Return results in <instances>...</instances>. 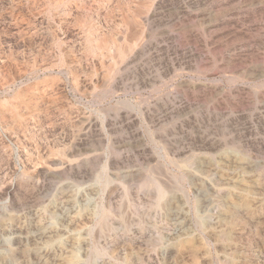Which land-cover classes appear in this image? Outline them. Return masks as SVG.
<instances>
[{"label": "rangeland", "instance_id": "obj_1", "mask_svg": "<svg viewBox=\"0 0 264 264\" xmlns=\"http://www.w3.org/2000/svg\"><path fill=\"white\" fill-rule=\"evenodd\" d=\"M30 1L0 0V264H264V0L73 4L99 59Z\"/></svg>", "mask_w": 264, "mask_h": 264}, {"label": "bare ground", "instance_id": "obj_2", "mask_svg": "<svg viewBox=\"0 0 264 264\" xmlns=\"http://www.w3.org/2000/svg\"><path fill=\"white\" fill-rule=\"evenodd\" d=\"M30 1V0H28ZM35 1V0H34ZM92 1V0H91ZM94 1V0H93ZM100 1V0H99ZM165 0H116V5L114 7H110V4L112 3V0H102V5L106 7L107 10H110L108 13V16L106 18L105 23H110L111 18L114 14L115 11H119L123 13V18L122 21L123 23H153L154 19L156 17L157 13V8L158 6L163 3ZM64 2V3H63ZM84 0H67V1H62V0H36L38 8L44 13V15L48 18H55V15L57 14V10H62L64 12L65 16L70 15L71 18H65L64 22L62 23H82V27L85 28V48L84 49V56L86 57H97L96 59L99 58H104V56L109 52L110 50V45L108 44L109 40H106V34H102L98 31V28L95 26H92V24H87V23H100V22H95L91 17L85 15V16H71L73 15L72 13H67V12H72V9L74 7L73 4L78 5L82 9H85ZM88 2V0H87ZM167 2V1H166ZM31 3V1H30ZM33 3V2H32ZM94 3V2H93ZM168 3V2H167ZM26 4V2H25ZM34 4V3H33ZM92 4V3H90ZM98 4V2L96 3ZM7 5V4H6ZM94 5V4H93ZM167 5V4H166ZM33 6V5H32ZM88 6V4H87ZM90 6V5H89ZM162 6V5H161ZM35 7V6H34ZM91 7V6H90ZM89 7V9H90ZM31 8V7H30ZM101 8V7H100ZM34 9V8H33ZM94 9V8H93ZM104 9V8H103ZM36 10V8H35ZM76 10V9H75ZM74 10V11H75ZM30 11V10H29ZM33 11V10H32ZM83 11V10H82ZM102 11V10H101ZM117 11V13H118ZM19 12V11H18ZM60 12V11H59ZM91 12V11H90ZM100 12V11H99ZM23 13V12H22ZM25 13V12H24ZM23 13V14H24ZM61 13V12H60ZM80 13V12H79ZM82 13V12H81ZM86 13V12H85ZM89 13V12H88ZM97 13V12H96ZM102 13V12H101ZM106 13V12H105ZM116 13V12H115ZM165 13V12H164ZM167 13V12H166ZM59 14V13H58ZM104 14V13H103ZM102 14V15H103ZM163 14V12L161 13ZM159 14V15H161ZM20 15V14H19ZM34 15V14H33ZM38 15V14H37ZM79 15V14H78ZM101 15V14H99ZM42 16V15H41ZM119 16V14H118ZM30 17V16H29ZM44 17V16H43ZM7 18V17H6ZM35 18V17H34ZM41 18V17H40ZM95 18V17H94ZM120 18V17H119ZM166 18V17H165ZM19 19V18H18ZM32 19V18H31ZM30 19V20H31ZM56 19V18H55ZM61 19V18H60ZM1 20V19H0ZM13 20V19H12ZM15 20V19H14ZM116 20V19H115ZM23 21V19H22ZM35 21V20H34ZM33 21V22H34ZM100 21V20H99ZM104 21V20H103ZM163 21V20H162ZM11 22V21H10ZM41 22V20H40ZM45 22V21H44ZM158 22V21H157ZM38 23V22H37ZM49 23V21H48ZM156 23V22H155ZM5 25V24H4ZM5 27V26H4ZM143 26H141L142 28ZM13 29V28H12ZM21 29V27H20ZM25 29V28H24ZM130 29V28H129ZM146 29V28H145ZM3 30V29H2ZM8 30V29H7ZM17 30V29H16ZM45 30V29H44ZM133 30V29H132ZM135 30V29H134ZM137 30V29H136ZM21 31V30H20ZM129 31V30H128ZM139 31V30H138ZM5 32V31H4ZM14 32V31H13ZM104 32V31H101ZM107 32V31H106ZM135 32V31H134ZM137 32V31H136ZM26 33V32H25ZM34 33V32H32ZM3 34V33H2ZM13 34V33H12ZM16 34V33H15ZM30 34V33H29ZM129 34V33H128ZM143 34V33H142ZM14 35V34H13ZM21 35V34H20ZM108 35V34H107ZM19 36V35H18ZM14 37V36H13ZM9 38V37H8ZM7 38V39H8ZM7 40L6 38H4ZM35 39V38H34ZM68 39V38H67ZM142 39V35H140L139 38H137V41ZM3 40V39H2ZM10 40V39H9ZM18 40V39H17ZM16 40V41H17ZM36 40V39H35ZM137 42L131 46L128 47L127 50H122L121 48L117 49V56L119 60H123L127 53L131 52ZM84 45V43H83ZM20 46V45H19ZM16 48V47H15ZM83 56V55H82ZM83 56V57H84ZM82 57V58H83ZM85 58V57H84ZM182 60V59H181ZM98 65V64H97ZM3 67V66H2ZM115 72V71H114ZM120 71H118L119 73ZM117 73V74H118ZM2 74V73H1ZM43 74V73H42ZM109 75L112 74V72H108ZM16 103V102H15ZM18 104V103H17ZM7 103L5 102L3 106L5 107ZM25 106V105H24ZM181 106V105H180ZM22 108V107H21ZM1 110V109H0ZM16 112V111H15ZM17 114V113H16ZM146 114V113H145ZM14 117V116H13ZM16 117V116H15ZM147 117V116H146ZM150 117V116H149ZM20 121V119H19ZM163 188V187H162ZM159 194H160V200H163L164 198V192L159 186ZM159 198V197H158Z\"/></svg>", "mask_w": 264, "mask_h": 264}]
</instances>
